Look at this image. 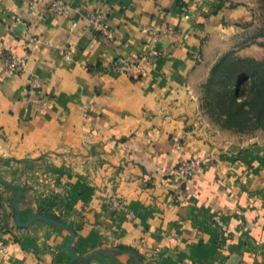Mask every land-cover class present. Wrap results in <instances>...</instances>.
<instances>
[{"label": "crops", "instance_id": "1", "mask_svg": "<svg viewBox=\"0 0 264 264\" xmlns=\"http://www.w3.org/2000/svg\"><path fill=\"white\" fill-rule=\"evenodd\" d=\"M51 1L0 0V176L22 189V224L68 227L21 226L19 189L0 182V264H264V131L220 127L205 104L250 8L67 0L50 15ZM96 8L111 37L88 22ZM6 49L29 57L23 74ZM193 157L210 163L181 184Z\"/></svg>", "mask_w": 264, "mask_h": 264}, {"label": "rangeland", "instance_id": "2", "mask_svg": "<svg viewBox=\"0 0 264 264\" xmlns=\"http://www.w3.org/2000/svg\"><path fill=\"white\" fill-rule=\"evenodd\" d=\"M233 7L247 6L252 12V20L249 22L242 39L237 43L236 48L224 56H228L225 65L234 64L235 68L228 74L225 65L216 70L214 79L210 85L209 93L205 98V104L210 103L216 113H213L207 105L209 115L222 127V123L233 124L227 117L222 116L230 105L227 97V90L231 88L232 78L236 71L242 68H249L253 63L247 62L254 59L257 62H264V0H226ZM222 59V58H221ZM258 69L263 70L258 67ZM264 131V126L257 123L247 124L243 129L235 130L239 133L254 134L257 131Z\"/></svg>", "mask_w": 264, "mask_h": 264}, {"label": "trees", "instance_id": "3", "mask_svg": "<svg viewBox=\"0 0 264 264\" xmlns=\"http://www.w3.org/2000/svg\"><path fill=\"white\" fill-rule=\"evenodd\" d=\"M228 56H224L212 73V79L208 85V93L210 85L214 79L216 70L228 61ZM247 62L253 63L249 68H242L236 71L232 78V86L227 90V97L230 99V105L222 116L227 117L233 124L222 123V126L234 130L243 129L244 126L251 123H257L264 126V62H257L249 59ZM227 76L234 70L235 65H225ZM258 67L263 70L260 71ZM209 109L216 113V107H212L207 103Z\"/></svg>", "mask_w": 264, "mask_h": 264}, {"label": "built area", "instance_id": "4", "mask_svg": "<svg viewBox=\"0 0 264 264\" xmlns=\"http://www.w3.org/2000/svg\"><path fill=\"white\" fill-rule=\"evenodd\" d=\"M42 0H29L30 9L37 13L42 14ZM71 10V4L67 0H52L47 7L46 12L50 15H64L69 13ZM88 22L95 26L104 36L111 37V30L108 22L103 16L101 10L96 8L87 16ZM167 31H174L173 27H162L160 30H151L153 36H160L162 33ZM2 61L4 68L7 72L15 74H23L26 71L29 57L27 55H18L13 51L6 49L2 53ZM210 160L207 158L193 157L190 158L186 163L181 164L177 167V173L179 175V181L181 184H186L196 173L209 164ZM104 202L112 206H121L120 202L112 196L111 192L105 190ZM8 251V243L0 229V253L6 254Z\"/></svg>", "mask_w": 264, "mask_h": 264}, {"label": "water", "instance_id": "5", "mask_svg": "<svg viewBox=\"0 0 264 264\" xmlns=\"http://www.w3.org/2000/svg\"><path fill=\"white\" fill-rule=\"evenodd\" d=\"M0 182L5 184L6 186H9V187H13V188H17L19 189V193H18V196L14 199V208H15V212H16V218L18 220V223L21 225V226H25L27 224H29L30 222H32L33 220H36V219H43V220H46V221H49V222H52V223H55V224H59V225H63L62 223H60L59 221L57 220H54L52 218H49V217H46V216H36L35 218H32L28 223H25V224H22L20 222V217H19V214H18V208H17V202L18 200L20 199L21 195H22V189L17 186V185H14L6 180H4L1 176H0ZM63 226H66V225H63ZM68 227V226H66ZM70 228V227H69ZM71 239H70V242H69V245H68V249L72 252L73 254V262L75 263L77 260H78V255L77 253L71 248V244L75 238V232L73 231V229H71ZM97 252H103L102 250H96L95 252H93V254H91L89 257H88V260L91 259V257L97 253Z\"/></svg>", "mask_w": 264, "mask_h": 264}]
</instances>
